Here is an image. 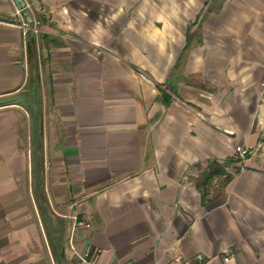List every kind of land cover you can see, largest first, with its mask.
I'll use <instances>...</instances> for the list:
<instances>
[{
    "label": "crops",
    "instance_id": "obj_1",
    "mask_svg": "<svg viewBox=\"0 0 264 264\" xmlns=\"http://www.w3.org/2000/svg\"><path fill=\"white\" fill-rule=\"evenodd\" d=\"M25 2L39 87L0 0V264H264V0Z\"/></svg>",
    "mask_w": 264,
    "mask_h": 264
},
{
    "label": "water",
    "instance_id": "obj_2",
    "mask_svg": "<svg viewBox=\"0 0 264 264\" xmlns=\"http://www.w3.org/2000/svg\"><path fill=\"white\" fill-rule=\"evenodd\" d=\"M15 9L19 11L20 15L24 18V20L31 24L33 22V17L30 9L28 8L25 0H11ZM27 63L29 66V79L34 87H39V78H40V68H39V59L37 55V47L35 43V39L33 36H29L27 40ZM34 90V88H33ZM20 103V101H7L0 103V107L15 105ZM31 109L33 114H39V110L37 105L35 104L34 96L31 99ZM56 262L58 263V259L56 257Z\"/></svg>",
    "mask_w": 264,
    "mask_h": 264
},
{
    "label": "built area",
    "instance_id": "obj_3",
    "mask_svg": "<svg viewBox=\"0 0 264 264\" xmlns=\"http://www.w3.org/2000/svg\"><path fill=\"white\" fill-rule=\"evenodd\" d=\"M17 14V21L20 24V27L22 29L23 35L25 37L27 36H33L35 39V43H36V47L39 43V29L37 27V23L36 22H32L31 24H28L24 18L20 15L19 11L16 12ZM183 105H185L184 103H182ZM227 135H231V132L229 131H225L224 132ZM251 152H249L246 148H244L243 146H237L235 148V154H236V159L240 162H243L249 155ZM77 258L80 262L84 263V264H96V255L91 253L89 249H85L83 251L82 254H77ZM200 259V258H199ZM233 259V253L232 251H228L224 256H223V261L225 263L227 262H232Z\"/></svg>",
    "mask_w": 264,
    "mask_h": 264
}]
</instances>
